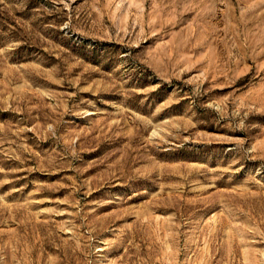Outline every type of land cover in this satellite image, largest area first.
I'll return each instance as SVG.
<instances>
[{"label": "rangeland", "instance_id": "1", "mask_svg": "<svg viewBox=\"0 0 264 264\" xmlns=\"http://www.w3.org/2000/svg\"><path fill=\"white\" fill-rule=\"evenodd\" d=\"M0 264H264V0H0Z\"/></svg>", "mask_w": 264, "mask_h": 264}]
</instances>
